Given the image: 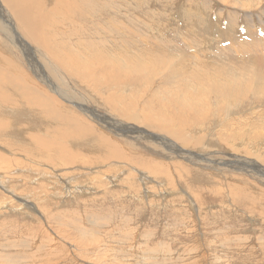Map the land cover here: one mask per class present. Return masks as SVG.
<instances>
[{"label": "rangeland", "instance_id": "rangeland-1", "mask_svg": "<svg viewBox=\"0 0 264 264\" xmlns=\"http://www.w3.org/2000/svg\"><path fill=\"white\" fill-rule=\"evenodd\" d=\"M32 1L34 15L57 10L45 20L48 26L28 25L16 9L18 0L10 2L16 16L0 4V264H264V102L254 104L264 94L247 92L241 105L231 101L229 107L238 106V112L224 119L228 102L219 101L218 108L214 96L224 92L225 79L214 80L210 73V79L203 81L197 75L205 85L209 107L218 108V116L188 127L187 142L182 140L178 151L172 146L179 144L156 124L142 126L158 135L152 138L138 129L137 121L127 127L123 122L129 119L103 100L106 86L101 88L63 66L50 53L63 59L73 54V61L83 62L96 53L110 52L109 59L115 60L118 52H127L145 63L138 55L147 57L157 50L170 60L181 48L188 49L181 33L190 21L198 32L193 36L194 49L213 51L215 40L228 44L229 39L220 36L232 26L237 34L243 33L245 18L255 22L253 29L262 28L264 0ZM255 2H259L256 7ZM248 3L251 7L245 8ZM201 16L210 18L206 34L196 21ZM26 26L37 41L21 44L14 32L27 37ZM263 38L264 34L258 40ZM189 63L193 67L197 61ZM200 68L210 71V66ZM241 69L236 66V73ZM167 71H156V77H150V90L136 94L135 114L156 99V92L174 89L170 79L175 80ZM185 77L189 78L186 73ZM60 86L66 89L67 100L58 93ZM175 95H165L164 104L191 107L187 99ZM43 100L50 101L53 115L39 103ZM77 102L93 113L80 110ZM219 116L223 119L217 122ZM71 118L93 128L75 143L68 133L78 131ZM229 118L236 119L247 134H237L226 123ZM65 130L66 142L61 136ZM95 133L106 136L120 152L115 155L99 148L101 137ZM65 143L71 150L67 154ZM71 155L82 157L91 169L84 163L69 167L77 162L65 160Z\"/></svg>", "mask_w": 264, "mask_h": 264}, {"label": "bare ground", "instance_id": "bare-ground-1", "mask_svg": "<svg viewBox=\"0 0 264 264\" xmlns=\"http://www.w3.org/2000/svg\"><path fill=\"white\" fill-rule=\"evenodd\" d=\"M11 1L12 0H1L0 4L2 3L6 7L7 11L9 9L11 11V13L13 14L14 11H13L12 6L10 4ZM60 1H62V0H59L60 4L64 3V2L61 3ZM18 2H19V4L17 5L16 9L22 14V16L24 18L27 19L26 22L31 27H35L34 25H36V26L41 25V26H44V27L48 26V24L45 23V20L50 15H54L57 12V10L52 9L49 13L40 12L42 14H40L39 16L38 15H34L35 8H36L35 6L36 5L33 3L32 0H18ZM229 3H231V2H229ZM258 5H259V2H255L254 3V7H256ZM246 6L247 7H245V8L251 7L250 3H248V5L246 4ZM90 9H92V8H90ZM146 11L148 12V14L150 13V10H146ZM157 15L159 17H161V18L166 17V15H163V14H160V13H158ZM14 16H16V15H14ZM209 19L210 18L204 19L203 16L196 18L197 23L200 24L199 25V29L203 28L202 32L205 33V34L207 33V30H209V28L211 27V26H208ZM9 20H11V19H9ZM9 22H12V20L9 21ZM244 24H245V30L241 34H237V31H236L234 26L229 28V30L227 32L221 33L222 34L220 36L221 40L227 41V39H229L228 40V44L226 46H222V44H223L222 42L219 43L217 40H215V41H213L211 43V45L214 48L213 51H202V52H200V51L194 49L193 36L196 35L198 32L196 33V30L193 29V26H195L196 24L193 23L192 21H190L187 24L186 30L181 33L183 42L188 47V49H186L185 47L181 48L182 52L178 51L177 53H175L174 55L171 56L170 60H166L165 55L161 54V52L157 51V50H154L147 57H140L138 55V57L141 60H143L145 63H147V64H152L153 63V65H151V66L146 65L145 63L141 62L138 58L132 56L131 54H128L127 52H118V57L114 58L115 60H110L109 59L110 58L109 54H111L110 52L106 51V52L96 53V54H93L91 56L92 60H88L86 58L83 62H79L78 60L73 61L71 59L72 57H74L73 54H72L71 58L63 59L59 54H57V53H55L53 51H50V53L63 66L78 72V74L80 76H82V77H84L86 79L92 80L93 83H95L97 86H100L101 88L103 86H106L108 88V90H107L108 94H107V96H105L106 100L105 99H103V100L107 103V105H110L112 107H116V109H118L117 110L118 113H120L119 115L122 118H124V116H126L127 117L126 119H129L128 121L126 120L127 122H125V121L123 122L124 124H126L127 127H130V125L134 121H137V122H139V126H137L138 129L141 130L142 132H147L148 137L152 138L153 136H158V135L153 134V136H152V134L150 133L151 131L148 132L142 126H147L150 123L156 124L158 129H159V131H163L166 134L170 135L171 136L170 138H172L173 141H176L179 144V146L177 145V147L176 146H172V148H175V150L177 148L178 151H179L180 146H181V141L184 140V141L187 142L186 137H187V134H188L187 133L188 127H193V125L196 122H198V121L206 120V119L212 118L213 116H218V111L217 110L220 107L219 104H221V101L222 102H228L226 110H225L226 113H225V118H224V119H228L227 117H229L230 115H233L234 111L236 109H239L238 106L236 108L231 109L229 107L231 101H235L238 105H239V103H238V101H239L240 105H241L240 98L244 94H246L247 92L252 91L253 93H256V94H264V38L261 39V40H258L259 36L264 34V26L262 28L258 27L259 29L255 30V28L254 29L252 28V27L256 26L255 22H252L248 18H245ZM17 25H18V23H17ZM53 25H54V23H53ZM259 26H261V25H259ZM26 28H28V31L30 32V34H28V32L24 31V34L27 37H23L22 36L23 35L22 32H21L22 33V35H21L19 31L14 32V30H13V32L16 33L17 36H18V40L17 41L21 42V44H26L27 43V39L28 40L37 41V40L34 39L35 35L32 32V30L29 27H27V26H26ZM199 29H198V31H199ZM11 34H13L12 31H11L10 35ZM250 34H251V36H250ZM13 36H14V34H13ZM249 36H250V39H248ZM249 40H251V41H249ZM261 42H263V44H261ZM41 44H42L43 47L46 46V44H44L43 42H41ZM219 44L221 45V47H219ZM36 45H39V44H36ZM18 46H20V45H18ZM39 47L40 46H38V48ZM40 49L43 50L41 47H40ZM21 52H23V51H21ZM43 52H45V54H46V47L43 50ZM237 57H239L240 60H236ZM192 60H196L197 61V64L195 66H193V67H191V64L189 63ZM204 60L211 61L213 63L211 65H209ZM46 61L47 60H45V62ZM200 66H203V67L204 66H210V71L209 72H204L200 68ZM236 66H239V68H242L240 72L236 73V71H235V67ZM78 67H80V68H78ZM99 68H103V70H100ZM167 70L171 71L170 74L173 77V79L175 80V81H173L172 79H170L171 82H175V83H172L173 85H175L174 89L173 90H171L172 88L171 89H164V91H163L164 93H162V94H159L158 92H156V94H155L156 95L155 96L156 99L152 100L153 101V102L151 101L152 103H150V102L146 103L145 106L142 107V109L139 107L141 109L140 113L135 114L134 109L137 108V106H138V103H137L136 99L140 96L139 94H141V93L145 94L144 93L145 91L148 92L150 90L149 86L152 85V84L148 85L150 83V77H152V76L156 77V75H157L156 71H167ZM51 73H52V71H51ZM185 73L189 76V78L185 77ZM210 73H211V78H213L214 80L216 79L217 76L221 77L222 79H225V83L222 84L223 87H225L224 92L223 93L219 92L217 96H214L215 97L214 100L217 102V105H218V108H217L216 111L209 107V105H208L209 104L208 103L209 100L206 101L208 96H206L205 88H204L205 85L202 82V80L204 81V80L210 79L209 78ZM98 74H100V75H99L98 78H96V76ZM197 75L201 76L202 80H198L196 78ZM229 75H233V76L230 77V78H226L225 77V76H229ZM62 77H64V75ZM73 80H74V78H73ZM47 82L51 83V86H52V83H54L51 80V78H49V76L47 78ZM58 82H59V80H58ZM112 86L114 88H111ZM124 86H127V87H124ZM143 86H145V87H143ZM60 87L62 88V86H60ZM60 87H59V89H60ZM123 87L125 88L124 91H123V89H121ZM114 89H116V90H114ZM209 89H211V88H209ZM55 91L58 92V90L56 88H55ZM58 93L61 95V97H63L64 100H67L66 98H69L68 95H65L66 94V89H64V87ZM95 93H96V91H95ZM169 93L176 94L177 97H178L176 99H178V100L182 99V100L185 101L187 99V102L191 105V107L190 108L187 107V108L180 109L177 106H167V105H165L164 104L165 103L164 102V97H165V95H167ZM136 94H138L139 96H137ZM176 95H175V97H176ZM27 98L28 99H32L30 94L27 96ZM262 99H263L262 101H259V102L254 103V104H256V105L262 104L264 102V98H262ZM82 100H83V98H82ZM223 100H225V101H223ZM68 101H71V100H68ZM219 101H220V103H219ZM253 101H255V100H253ZM71 102L73 103V101H71ZM88 102H90V101H88ZM157 102H160V104H159L160 107H158L156 105ZM39 103L41 105H43V107L50 114H52V115L54 114V109L51 108L50 101L43 100V101H40ZM65 105H67V104L65 103ZM75 106H78L79 109L84 111L85 113H88V114H92L93 113L92 109L89 106H86L83 103H78ZM210 106H212V104ZM232 112H233V114H231ZM235 112L237 113L238 111H235ZM196 113H198V114L196 115ZM129 114H131V115H129ZM261 114H263V113H261ZM96 115H97V113H96ZM132 115H134V117ZM135 115H138V116L143 117V118L139 119ZM259 115H260V113H259ZM110 118L112 119V117H110ZM114 118H116V117H114ZM114 118H113V120H114ZM217 118H218V121L216 119L217 122H219L220 120L223 119V117L221 119L220 116L217 117ZM232 118L231 119L229 118L228 121L226 120V123L227 124H232L234 126V130L237 129V134H245L246 135L247 131L245 129L239 127L236 124L237 122L235 123L236 119H232ZM131 119H133V120H131ZM71 120L74 122L75 130H78L77 132H73L71 130L68 132L70 134V136L72 137V140H75L74 143L76 142V139L79 138V136H83L85 134H88V133H90L93 130V128L90 127V126H84V125L78 124L72 118H71ZM118 120L119 119H117V121ZM119 122H120V120H119ZM61 123H63V122H61ZM106 123H108V122H106ZM214 123H216V122H214ZM47 124L49 126H51V127L53 126L51 123H47ZM63 124L64 125H68V126L71 125L70 123H63ZM116 125H118L119 127H125V126H122L120 124H115L114 127ZM111 127H113V126H111ZM53 128H55V127H53ZM140 128H143V129H140ZM238 130H240V131H238ZM66 132H67V130H65L63 133H61V136L63 137L65 142L68 139V136H67ZM157 133L160 134L159 132H157ZM233 133H235V135H237L236 132H233ZM95 135H97V133H95ZM98 135L101 137L100 138L101 144L103 143V141H105L104 142L105 143V147H103V144H102V146H101V144H99V146H100L99 148H104L107 151H109L110 153H113L115 155H117L120 152L118 148H116V147H114L112 145V143L109 141V139L106 136H104L103 134L102 135L98 134ZM165 138H163V139H165ZM233 138H234V136H232V139ZM97 142L98 141H96V143ZM170 142H172V141H170ZM168 148H170V147H168ZM70 151H71L70 147L68 146V144L66 145V143H65V154L69 153ZM71 158L77 159V162L69 164V167H72V166L81 167L80 164L84 163L85 166L88 165L89 168L91 169V164L89 162L85 161L82 157L76 158L75 156L71 155V156H66L65 160L67 161V160H69ZM61 167H62V165H61ZM55 168H56V166L54 167V169ZM67 168H68V166H67ZM61 169H63V171L65 172L64 168H61ZM83 169L87 170L86 167L83 168ZM90 169L87 172H89L91 174L92 172L90 171ZM57 171H58V173L61 172L59 168H58ZM78 172H79V170H78ZM60 178H61V176H59L58 179H60ZM76 178H77V176H76ZM60 180H59V182H60ZM1 185H2V181L0 180V186ZM69 185H70V182H69ZM57 186H58V184H57ZM8 191H10V190H8ZM6 203H3V204H6ZM65 220H66V218H65ZM67 225H68V223H67ZM1 231H2V229H1ZM125 231H127V230H125ZM96 237H97V235H96ZM57 242H59V241H57ZM124 243H126V242H124ZM81 244H83V243H81ZM133 248H135V247H133ZM108 259H109V257H108ZM15 260H13V261L15 262ZM113 261H114V259H113ZM112 263H114V262H112ZM6 264H8V263H6ZM16 264H20V263H16Z\"/></svg>", "mask_w": 264, "mask_h": 264}]
</instances>
